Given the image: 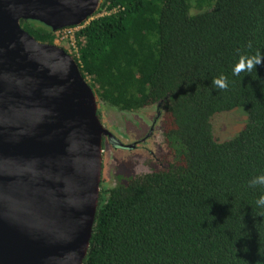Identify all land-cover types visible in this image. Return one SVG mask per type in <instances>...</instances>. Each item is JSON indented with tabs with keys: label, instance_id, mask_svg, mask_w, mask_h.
Listing matches in <instances>:
<instances>
[{
	"label": "trees",
	"instance_id": "16d2710c",
	"mask_svg": "<svg viewBox=\"0 0 264 264\" xmlns=\"http://www.w3.org/2000/svg\"><path fill=\"white\" fill-rule=\"evenodd\" d=\"M21 24L55 42L50 26ZM75 36L99 99L159 108L172 154L101 188L83 264H264V186L249 187L264 174V65L233 75L242 56L264 54V0H102ZM242 108L245 126L218 139L213 116Z\"/></svg>",
	"mask_w": 264,
	"mask_h": 264
},
{
	"label": "water",
	"instance_id": "95a60500",
	"mask_svg": "<svg viewBox=\"0 0 264 264\" xmlns=\"http://www.w3.org/2000/svg\"><path fill=\"white\" fill-rule=\"evenodd\" d=\"M102 0H0V264H83L112 132L77 60L21 24L54 31Z\"/></svg>",
	"mask_w": 264,
	"mask_h": 264
},
{
	"label": "flooded vegetation",
	"instance_id": "af4514ba",
	"mask_svg": "<svg viewBox=\"0 0 264 264\" xmlns=\"http://www.w3.org/2000/svg\"><path fill=\"white\" fill-rule=\"evenodd\" d=\"M110 126L111 137L103 138V159L108 153L111 166L116 163L114 184L169 166L172 154L164 135L166 122L159 108L146 121L136 117ZM109 166L104 159L103 168Z\"/></svg>",
	"mask_w": 264,
	"mask_h": 264
},
{
	"label": "rangeland",
	"instance_id": "374dc122",
	"mask_svg": "<svg viewBox=\"0 0 264 264\" xmlns=\"http://www.w3.org/2000/svg\"><path fill=\"white\" fill-rule=\"evenodd\" d=\"M196 7L193 8V12H197ZM82 25L78 26H68L56 30L55 43L63 47L72 56H78V45L76 43L75 32L80 29ZM75 58V57H74ZM156 107H148L140 111H121L115 107L102 102L99 99L100 118L106 127L111 128L110 125H115L116 122L120 124L122 121H126L131 118H139L144 121L155 113ZM248 120L247 109H237L230 112H221L213 116L212 125L215 136L220 140H228L233 138L246 124ZM114 148V147H113ZM116 150V149H115ZM109 163V167L103 168V163ZM102 162V173L100 186L105 188H110L115 180V171L117 170L116 163L111 166V159L108 157V153L105 155Z\"/></svg>",
	"mask_w": 264,
	"mask_h": 264
},
{
	"label": "clouds",
	"instance_id": "9594fccd",
	"mask_svg": "<svg viewBox=\"0 0 264 264\" xmlns=\"http://www.w3.org/2000/svg\"><path fill=\"white\" fill-rule=\"evenodd\" d=\"M251 47V44L248 45ZM264 65V54L257 51L252 56H242L238 64H236L233 68V75H239L241 72H249L251 73L253 69H257V66ZM213 84L218 89H227L228 81L225 77L221 76L218 79L213 81ZM257 186H264V174L256 176L249 181V187L255 188ZM256 207L259 209H264V195L259 196V198L255 201Z\"/></svg>",
	"mask_w": 264,
	"mask_h": 264
},
{
	"label": "bare ground",
	"instance_id": "6f19581e",
	"mask_svg": "<svg viewBox=\"0 0 264 264\" xmlns=\"http://www.w3.org/2000/svg\"><path fill=\"white\" fill-rule=\"evenodd\" d=\"M0 214H1V208H0ZM1 224V223H0Z\"/></svg>",
	"mask_w": 264,
	"mask_h": 264
}]
</instances>
